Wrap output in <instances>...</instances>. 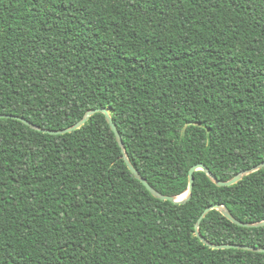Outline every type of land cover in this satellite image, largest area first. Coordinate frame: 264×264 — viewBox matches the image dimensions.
<instances>
[{"label":"trees","instance_id":"16d2710c","mask_svg":"<svg viewBox=\"0 0 264 264\" xmlns=\"http://www.w3.org/2000/svg\"><path fill=\"white\" fill-rule=\"evenodd\" d=\"M105 107L128 158L179 195L264 160V0H0V115L64 129ZM184 203L128 168L105 115L50 134L0 117V264H264L211 248L212 204L264 219V166ZM213 243L264 247L219 210Z\"/></svg>","mask_w":264,"mask_h":264},{"label":"water","instance_id":"95a60500","mask_svg":"<svg viewBox=\"0 0 264 264\" xmlns=\"http://www.w3.org/2000/svg\"><path fill=\"white\" fill-rule=\"evenodd\" d=\"M96 112H102L105 117L106 120L108 121L110 128L112 129V131L115 133V137L119 143V145L122 148L123 151V157L124 160L128 166V168L130 169V171L134 174V176L140 180L144 186L156 197L163 199V200H169L172 202H177V203H184L186 200H188L191 195H192V190H193V182H194V171L200 169L203 170L207 176H209L218 186H225V185H231L235 182H237L238 180H240L244 175L255 171L259 168H262L264 166V160L261 161L260 163H258L257 165L253 166L250 169H245L241 172H238L237 174H235L232 178L228 179V180H220L218 179L210 170L209 168L203 164V163H196L193 164L188 171V187L184 192H187L186 196L184 198H180L178 199L177 196L179 195H168V194H164L161 193L160 191H158L156 188H154L147 180L146 178H144L141 173L139 172V170L134 166V164L130 161V159L127 156V153L125 151V147H124V143L122 141L120 132L118 130V127L116 125V123L114 122L111 114H110V110L108 108L105 107H100V108H94V109H90L88 111H86L85 115L83 118H81L78 122H76L75 124H73L70 127L64 128V129H47V128H41L40 126L34 124L33 122H31L30 120L21 117V116H17V115H8V114H1L0 117L2 116H10V117H14L17 118L21 121H23L25 124L29 125L31 128L34 129H38L50 134H62V133H66V132H70L74 129H77L79 127H81L88 119L90 116H92L94 113ZM183 194V193H182ZM212 209H217L219 210L225 217H227L229 220H231L232 222H234L237 225L240 226H261L264 225V219L257 221V222H243L239 219H237L228 209V207L225 204H221V203H215L212 205L207 206L202 214L199 216L196 224H195V234L196 236L206 245H208L211 248H216V249H224V248H241V249H245V250H252V251H258V252H264V247H257V246H252V245H248V244H240V243H213L210 242L206 237H204L201 232H200V223L202 218Z\"/></svg>","mask_w":264,"mask_h":264},{"label":"bare ground","instance_id":"6f19581e","mask_svg":"<svg viewBox=\"0 0 264 264\" xmlns=\"http://www.w3.org/2000/svg\"><path fill=\"white\" fill-rule=\"evenodd\" d=\"M186 193H187V192L183 193V194L180 195V196H177V198H178V199L183 198V197L186 195Z\"/></svg>","mask_w":264,"mask_h":264},{"label":"rangeland","instance_id":"374dc122","mask_svg":"<svg viewBox=\"0 0 264 264\" xmlns=\"http://www.w3.org/2000/svg\"><path fill=\"white\" fill-rule=\"evenodd\" d=\"M183 193H185V192H183ZM181 195H182V193H181ZM186 195H187V194H186ZM186 195H185V196H186ZM185 196H184V197H185ZM184 197H183V198H184Z\"/></svg>","mask_w":264,"mask_h":264}]
</instances>
